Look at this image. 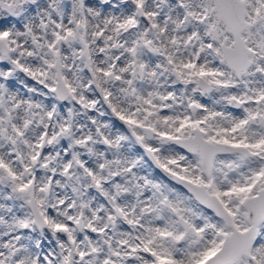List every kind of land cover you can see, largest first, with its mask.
Instances as JSON below:
<instances>
[{
    "label": "snow or ice",
    "instance_id": "1",
    "mask_svg": "<svg viewBox=\"0 0 264 264\" xmlns=\"http://www.w3.org/2000/svg\"><path fill=\"white\" fill-rule=\"evenodd\" d=\"M0 264H264V0H0Z\"/></svg>",
    "mask_w": 264,
    "mask_h": 264
}]
</instances>
